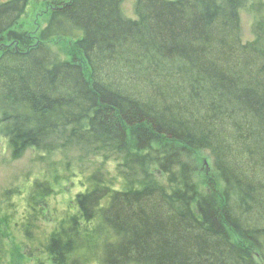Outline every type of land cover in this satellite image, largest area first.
Here are the masks:
<instances>
[{"label": "trees", "instance_id": "obj_1", "mask_svg": "<svg viewBox=\"0 0 264 264\" xmlns=\"http://www.w3.org/2000/svg\"><path fill=\"white\" fill-rule=\"evenodd\" d=\"M30 2H0V148L41 171L0 264H264V0H46L33 33Z\"/></svg>", "mask_w": 264, "mask_h": 264}, {"label": "rangeland", "instance_id": "obj_2", "mask_svg": "<svg viewBox=\"0 0 264 264\" xmlns=\"http://www.w3.org/2000/svg\"><path fill=\"white\" fill-rule=\"evenodd\" d=\"M4 1V0H0ZM47 3L46 0H31L29 3V7L26 11V14L24 15V18L21 22V28L23 30H27L30 32H35V30H38L41 28V26L46 21V13H47ZM135 0H124L121 12L124 13V15L128 18L135 17V12H133ZM241 18V29L243 30V39H249L252 40L253 38V17L250 15L248 10L243 9L240 15ZM70 41L66 39H59L57 42L53 40V45L55 49L58 50L61 49L63 53H69L70 51ZM56 43V44H55ZM61 52V53H62ZM1 146V144H0ZM205 157V155H204ZM203 163L206 162L205 166L200 165L199 168V175H205L206 176V168L209 170V173L211 172L213 166L211 162H209V159L205 157L203 159ZM41 170L39 169V164L37 165L36 162H34L33 159V153L32 150H29L22 158H19V160H13L10 158V152L5 151L0 148V201L2 199V191L6 188H8L10 185H14V182L16 184L20 182H24V177L29 174L30 177H35L38 172ZM30 172V173H28ZM208 172V171H207ZM211 174V173H210ZM31 175V176H30ZM28 178V179H29ZM70 198V195L68 192H64L61 196L58 197V200H52L51 208L49 209L52 211V207L54 204L64 206L66 203H68V200ZM17 200V199H15ZM59 201L61 202L59 204ZM16 212L21 213V209L19 206L14 205ZM10 213V212H9ZM51 215V214H50ZM15 235L18 236V240H21L22 236L18 232H15ZM9 247H12L14 249V252L17 250V247L14 244L9 245Z\"/></svg>", "mask_w": 264, "mask_h": 264}]
</instances>
